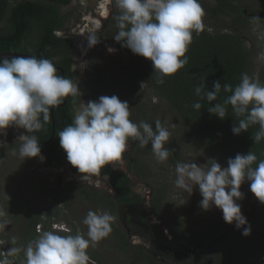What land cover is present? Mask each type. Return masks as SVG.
<instances>
[{
	"label": "clouds",
	"instance_id": "1",
	"mask_svg": "<svg viewBox=\"0 0 264 264\" xmlns=\"http://www.w3.org/2000/svg\"><path fill=\"white\" fill-rule=\"evenodd\" d=\"M115 6L119 10L114 17L118 32L113 39L133 54L150 60L154 73L159 77L158 83H163L164 77L175 74L188 63L186 53L193 32L199 34L203 30L204 9L200 0H115ZM253 19L259 20L258 17ZM53 34L59 35L58 32ZM87 38L89 47L99 42L95 35ZM108 51L112 53L115 49L109 47ZM261 59H264V53ZM205 87L204 83L196 86L195 94L212 104L217 100L222 85L217 80L213 82V90L205 92ZM223 91L230 95L223 103L208 107V112L223 120L227 106H231L237 118L232 126L233 134L239 135L247 132L250 126L259 125L252 138L255 143L264 140V84L245 73L238 85L233 88L226 83ZM77 93L74 80L57 75V68L47 58L37 59L30 55L0 58V134L12 126L26 129L31 135L19 137L22 141L19 157L43 160L40 142L32 133L44 127L51 108L63 103L65 97ZM201 107V103L194 102V109L200 110ZM58 137L68 162L78 170L74 175L81 174V182L97 186L101 182L98 179L101 170L124 159L130 138L138 141L141 148L150 144L158 163H164L169 157V150L165 148L170 137L168 128L160 120L155 121V129L147 122L134 123L130 120L128 102L121 101L116 95L100 96L98 100L87 103L81 100L74 108L72 123L64 127ZM257 160L258 157L249 151L229 158L228 166L224 168L215 160L205 165L178 162L174 184L189 195L198 188L202 210L215 206L222 210L227 224H235L237 229H243L242 235L249 236L251 227L237 201L243 199L240 188L248 181L250 191L264 204V159L258 163ZM114 219L107 212L90 210L83 220L88 228L87 238L79 233L69 235L71 232L66 226L56 224V231L69 234L46 231L29 241L23 248V264H90L87 249L110 234ZM168 237V241L174 240L173 234ZM19 251L11 248L8 255ZM261 263L264 264V258ZM0 264L11 262L0 259Z\"/></svg>",
	"mask_w": 264,
	"mask_h": 264
},
{
	"label": "rangeland",
	"instance_id": "2",
	"mask_svg": "<svg viewBox=\"0 0 264 264\" xmlns=\"http://www.w3.org/2000/svg\"><path fill=\"white\" fill-rule=\"evenodd\" d=\"M239 7L247 10L244 18H241L240 29L245 33L249 50L252 51L251 62L246 74L258 78L264 67V59H261V54L264 53V0H242ZM104 8L107 10L106 15L103 13ZM61 11L71 15L66 22L64 31L59 32V35L67 34L71 38H77L78 42L84 46V53L89 51V57L79 66V72L76 68L73 71L77 86L79 82L84 85V87L82 86L85 90L82 97L83 102L92 101L101 94L99 89L88 83L86 77L87 64L94 61V67H102L106 70L107 92L105 91L104 96L116 95L121 101H127L130 119L134 123L139 124L143 121L150 124L153 120H160L170 132L167 144L173 153L179 156V162H195L197 165H205L211 164L214 162L212 160H215L222 168L225 167L207 152H200L190 142L181 141L182 126L179 118L169 105L159 99L147 85L143 84L142 86L141 84L134 95L128 93L123 79V68L130 62L133 53L130 49L118 46L120 43L113 39L118 28L117 24H111L110 16L114 12L119 14L115 0L73 2L67 7H63ZM253 17H258L259 20H254ZM89 35H95L96 38L104 36V42L109 39L111 41L105 45L106 49L103 47L94 51L95 48L89 47L88 44L87 37ZM109 47L115 51L109 53ZM21 135H30V133L26 129L12 126L5 133L0 134V142L15 145L19 150L22 143L19 140ZM176 140L181 143L179 149L174 147ZM136 146L135 140L128 141V150L124 159L112 165L117 171L128 174L127 155L132 153ZM18 150L0 149V213H2L0 214V244H3L0 247V258L9 260L11 264H23V248L29 241L35 240L44 232L54 231L60 235L69 234V232L56 231L54 229L56 224L66 226V229L71 232L69 235L79 233L87 238L88 228L83 220L90 210L97 213L107 212L115 217L111 223L110 234L87 249L90 264H144L142 262L144 253L153 254L154 260L159 262L158 264H174V262L224 264L226 261H229L228 264H262L264 237L261 235L257 223L251 229L249 236L242 235L243 230H238L235 224H228V227L224 228L223 226L227 223L223 220L222 210L215 206L207 211L202 210L199 206L202 197L198 188H194L191 195L177 188L174 184L177 162L171 161L168 157L164 163H158L151 151L150 144L148 147L139 149L138 165L134 167L135 172L130 174L136 184V192L142 195L146 201L143 206L150 213V218L154 217L152 196L154 192L160 191L155 198L156 203L160 206L159 212H163L165 209L172 211L175 218L186 229V234L191 236L211 233L214 228L221 226V232L218 230V240L217 238L214 240L207 237L201 238L192 250L177 243L172 246L167 241L170 239L168 236L172 235L169 226L165 222L161 223L157 217L150 223V228L145 230L141 228V230L136 226L139 218L135 211L129 209L121 211L111 204L104 206L103 203L98 204L70 190L71 186H74L76 190L86 187L90 194L97 191L115 197L109 179L105 180L100 176L98 179L101 182L98 186L95 183L81 182V174L74 175L65 169H51L46 165L45 160H41L39 157L23 160L19 157ZM34 159L37 161L32 166ZM41 178L47 182L49 187L62 191V194L58 197L41 195L38 192V180ZM21 182L26 183L27 189L19 198L22 202V209H18L12 203V195L15 194V190ZM240 191L243 193V199L237 203L241 205L242 214L252 212L255 215L254 208L260 207L259 215L264 217V204L260 203L255 195L243 185H241ZM44 211L50 212L48 214L53 213L55 216L51 218L44 215L40 221L41 226L36 228V236L29 237L26 242L23 236L28 234L26 233L28 222L35 214L39 215ZM231 229L238 230L234 239L235 245H233L232 255L228 256L226 261H222L224 241L226 239L227 242L229 241L230 236L228 237L227 233ZM148 235L154 236L155 241H149ZM122 236L129 241L128 250H122L119 246ZM11 248L21 251L8 255Z\"/></svg>",
	"mask_w": 264,
	"mask_h": 264
},
{
	"label": "trees",
	"instance_id": "3",
	"mask_svg": "<svg viewBox=\"0 0 264 264\" xmlns=\"http://www.w3.org/2000/svg\"><path fill=\"white\" fill-rule=\"evenodd\" d=\"M72 1L0 0V53L31 55L37 59L47 58L55 66H59L65 71V77L71 78L73 65L72 40L53 33H59L64 29L71 14L62 13L61 10L63 7L70 5ZM200 3L204 9L202 18L203 30L199 34L193 32V38L186 53L188 63L175 74L164 77L163 83H158L159 77L154 73L152 62L133 54L130 62L123 68V79L125 80L126 88L129 94L134 95L141 84L147 85L159 99L169 105L179 118L182 126L181 141L190 142L200 152H207L225 167L228 166L227 161L229 158H235L238 153L247 154L249 151L258 157V163L259 160L264 159V140L255 143L252 137L258 131L259 125H252L247 132L234 135L232 126L237 118L232 112L231 106H227L226 116L223 120L208 112V107L215 103H223L227 96L230 95V93L223 91V85L226 83L231 84L234 88L239 84L242 74L246 73L250 65L252 51L250 52L249 50L245 33L240 29L241 18H244L247 10L239 7L242 0H200ZM115 16H117L115 12L110 16L112 25L117 24L114 19ZM103 37L97 38L99 42L95 45L94 51L105 48V45L111 41L109 39L104 42L105 38ZM119 45L121 46V43ZM93 62L91 61L87 64V78L91 86L99 89L101 92L100 96H104V93L107 92L106 70L102 67H94ZM57 74L63 76V72L60 70H57ZM217 80L220 81L222 89L216 101L209 104L206 99L201 100L196 96V86L204 83L206 85L204 91H211L213 90V82ZM258 80L261 84H264V67L259 73ZM99 97L92 101L98 100ZM81 99L80 93L75 96L65 97L64 102L66 101L67 104L51 108L49 120L44 123V127L39 131L33 132V135L40 142L41 155L44 157L48 167L62 168L68 164L72 172L78 173V170L70 165L66 153L60 147L58 133L72 123L74 108L78 107ZM194 102L201 103L202 107L200 110L193 108ZM155 121L153 120L150 123L154 129ZM129 141L134 140L130 138ZM136 144V149H133L132 153L127 155L128 174L117 171L112 165H108L101 170V176L109 178L115 197L105 192L97 191L90 194L89 189L86 187L76 190L74 186H71L70 190L98 204L103 203L104 206L111 204L121 211L125 207L132 208L145 216L146 210L142 207L144 198L136 192V184L130 177V174L135 172L134 167L138 165L137 158L139 149H141L138 146V141H136ZM180 144L176 140V143L174 142L175 149H179L181 147ZM4 148L18 150L15 145L12 146L0 142V149ZM165 148L169 150V159L178 163L179 156L173 153L167 143ZM36 161L37 159L32 161V166ZM253 167H255V164ZM242 185L250 191V182L246 181ZM26 189V183L21 182L17 186L15 194L12 195V203L18 209H22V202L19 198ZM38 192L41 195L54 197L62 194V191L49 187L42 178L38 180ZM159 193L160 191H156L152 196L153 211L157 214V218L169 226L170 232L174 235L172 242L165 238L172 246L177 243L185 245L188 250H192L201 238L207 237L212 240L217 238L218 240V230L220 231L221 226L214 228L211 233L206 232L195 236L186 234V229L175 218L172 211L165 209L163 212H159L160 206L155 201ZM260 210V207L254 208L255 215L249 212L245 213L244 216L251 229L257 223V227L264 237V217L259 215ZM48 213L50 212L44 211L39 215L35 214L28 222L26 226V233L28 234L23 236L26 242L29 237L33 238L36 236V227L41 223L40 221L44 215H48L51 218L55 216L53 213ZM145 226L143 229H147ZM223 227L227 228L228 224ZM238 230H228L227 235L230 237L228 242L227 239L224 241L225 247L221 255L222 261H226L228 256L232 255L233 245H235L234 239L236 238L235 235L238 234ZM148 238L150 239L149 241H155L154 236L148 235ZM119 246L122 250H128L129 241L122 236ZM142 262L144 264L159 263L154 260L153 254L148 253L143 254ZM228 263L229 261H226L224 264ZM174 264L181 263L174 262Z\"/></svg>",
	"mask_w": 264,
	"mask_h": 264
},
{
	"label": "flooded vegetation",
	"instance_id": "4",
	"mask_svg": "<svg viewBox=\"0 0 264 264\" xmlns=\"http://www.w3.org/2000/svg\"><path fill=\"white\" fill-rule=\"evenodd\" d=\"M82 1H88V0H80V1H77V0H73L72 1V3L73 2H82ZM100 9H102V8H100ZM101 16L103 17V15L101 14ZM64 30H61L60 32L62 33ZM63 37H67V38H69V39H71L72 40V46H73V52H72V59H73V65H72V73H71V79H75V74L73 73V71H74V68H76V70L79 72V69H80V65L81 64H83L87 59H88V57H89V55H88V53H89V51L88 52H86V53H84V46H82L81 45V43L80 42H78L79 40L77 39V38H71V37H69V35H67V34H65V35H63ZM92 47H95V46H92ZM79 60H80V63H79ZM56 68H57V70H58V68H60L59 66H55ZM86 69H87V67H86ZM86 73H87V70H86ZM58 75V74H57ZM66 75V73H65V71H64V73H63V76H65ZM86 77H87V74H86ZM87 81H88V83H89V80H88V78H87ZM74 82H76V81H74ZM88 83H86V85L88 84ZM77 84V83H76ZM82 86L84 87V85L82 84V83H78V91H79V93H80V91H83L84 93H85V90L82 88ZM88 86V85H87ZM98 89V88H97ZM80 95H81V98L83 97V94L82 93H80ZM82 100V99H81ZM66 102V101H65ZM64 103V102H63ZM62 103V104H63ZM66 104H67V102H66ZM65 104V105H66ZM65 105H63V106H65ZM62 106V105H61ZM30 135H31V133H30ZM29 135V136H30ZM32 135H33V133H32ZM42 154V153H41ZM45 160V159H44ZM45 163H46V161H45ZM49 168H51V169H59V170H63V169H65L68 173L70 172V173H73V174H75L74 172H72V170L69 168V165L67 164V165H65L64 167H62V168H57V167H49ZM123 174H126V173H123ZM103 177V176H102ZM109 179V178H108ZM111 184V183H110ZM146 203V201H145V199H144V203H143V205ZM142 205V207H143V209H147V208H144V206ZM126 209H129V210H131V211H134L132 208H128V207H125L123 210H126ZM152 211H153V208H152ZM155 212L153 211V218H150V213L149 212H147V210H146V214H144L145 216H143L141 213H138V212H136L135 211V214L137 215V217L139 218V220H138V222H137V224H136V226L139 228V229H143L144 228V226L146 227V228H150V223L153 221V220H155V214H154ZM157 219H159V218H157ZM159 220H161V219H159ZM145 223H144V222ZM162 221V220H161ZM143 230H145V229H143ZM134 232H136V233H139L138 231H134ZM73 235V234H72Z\"/></svg>",
	"mask_w": 264,
	"mask_h": 264
},
{
	"label": "water",
	"instance_id": "5",
	"mask_svg": "<svg viewBox=\"0 0 264 264\" xmlns=\"http://www.w3.org/2000/svg\"><path fill=\"white\" fill-rule=\"evenodd\" d=\"M17 55H22V54H17V53H0V58H11L12 56H17ZM24 56H28V55H24ZM58 70H60V71H62L64 73V70L62 68H58ZM80 93L84 94L83 91H80ZM65 104H66V102H64L63 104H60V105L63 106ZM105 180H108V178L106 177ZM110 186H111L112 191H114L111 184H110Z\"/></svg>",
	"mask_w": 264,
	"mask_h": 264
},
{
	"label": "bare ground",
	"instance_id": "6",
	"mask_svg": "<svg viewBox=\"0 0 264 264\" xmlns=\"http://www.w3.org/2000/svg\"><path fill=\"white\" fill-rule=\"evenodd\" d=\"M104 7V6H103ZM103 13H104V15H106L107 14V10H106V8H104V11H103Z\"/></svg>",
	"mask_w": 264,
	"mask_h": 264
}]
</instances>
